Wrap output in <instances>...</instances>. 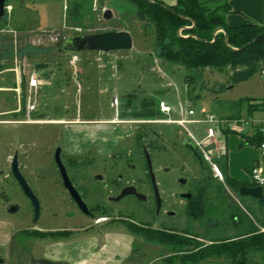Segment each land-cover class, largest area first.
I'll use <instances>...</instances> for the list:
<instances>
[{"label": "rangeland", "instance_id": "374dc122", "mask_svg": "<svg viewBox=\"0 0 264 264\" xmlns=\"http://www.w3.org/2000/svg\"><path fill=\"white\" fill-rule=\"evenodd\" d=\"M22 1L20 6V0H10L9 5L12 10L0 19L3 22L0 25V113L6 114L0 116V120H28L25 109L28 76L33 69L36 68L35 70L38 71L44 67H47L45 71L47 74H43V77L38 73V77L47 85L38 93L36 99L38 109L54 112L55 119H59L62 114L71 113L75 118L65 115L63 120L75 122L72 125L80 132L86 126L81 124L85 119L106 120L114 116L112 121H115L113 119L117 112L122 113V117L118 118L121 121L135 120L132 114L139 112L140 100L153 98L155 104L164 101L171 107L172 120L181 118L178 112L180 103L192 109L195 116L189 119L198 122L185 125V129L192 133L197 142H202L206 137L207 128V124L201 122L204 115H212L215 118L247 116L250 105H260L264 101V79L260 77V71L248 80L231 84L225 73L207 68L202 70L200 76H193L189 81H185L184 76L195 72L198 74V70L190 72L182 67L163 63L159 59L154 46L153 25L138 17L136 7L130 0ZM66 5L70 13L75 15L78 12L75 6H83L79 16L76 17L80 21L76 20L74 25L67 24ZM105 10L112 12L113 16L110 20L103 19ZM23 24L26 32L22 30ZM185 28H191V25ZM115 31L128 32L132 40V48L128 51L101 55L107 56L106 61L94 52L70 56L62 55L57 50L58 41L75 34L91 35ZM181 31L182 29L178 31L180 35ZM71 60H75V65L70 64ZM28 63L30 65H27ZM218 85H224V89L217 91ZM115 100H117L116 105ZM235 102L242 103V110L239 111L233 106ZM262 116L263 112L259 111L249 117L260 119ZM29 119L37 120L35 114H31ZM163 120V116H156L153 122L144 125L146 126L144 130L154 131L155 134L152 138L153 142L150 143L155 168L174 164V158H171L172 144L168 139L173 138V130H180L182 135H186L184 128L175 124H164ZM126 125V123L122 124V126ZM11 126L8 128H12ZM131 126L134 128L137 125L131 124ZM18 128L26 132L30 144H34L29 149H25L31 156L29 167L49 166L50 157L39 155V149L35 145L42 140V133L35 126H18ZM4 129L0 127V138L8 135V130ZM17 131L19 130L13 132L17 133ZM250 136H253V130L247 127L243 135L237 133L223 135L221 132L215 137L217 143L223 142L228 146V159L233 174L247 181H251V177L244 168L252 166L254 160H249L248 164L245 161L251 156H258L255 159L257 160L258 148L249 144L243 145L240 149L237 147L233 149V146L235 143L243 144L246 137ZM54 137L59 141L63 140L62 125L56 126ZM215 141L212 140L206 148H202L209 156V161L223 155L219 153L222 150L216 147ZM244 149L246 152L242 151ZM240 152L242 153L238 155ZM7 154V148L0 142V170L4 171V174L7 170ZM0 186L10 201L24 206L25 202L19 190L11 189L8 181L2 176ZM233 200L238 205V199L235 197ZM254 203L250 200V204ZM1 204L0 202V220L12 221L18 231L32 226L31 217L27 212L7 213L2 209ZM216 208L209 214L212 220L223 215L224 208ZM64 221H59L58 228L63 225L76 227L78 224L76 219H64ZM214 225L215 223L211 221L208 227ZM41 226L55 227L45 214L36 227ZM204 230L198 227V241H186V244H189L187 247L173 245L169 247L165 241L139 233L134 234L132 228L119 223H110L101 233H118L131 237L132 251L124 258L122 264H227L224 259L216 258L206 251L211 247V241L215 239L213 236L204 238ZM21 233L23 232L20 231L15 235L9 245L12 253L5 260L8 264L14 263V253H24L23 261L27 262L35 259L34 257L42 251L38 240L23 236ZM65 233L70 232L61 234ZM74 234L89 236L95 234V231L85 234L75 231ZM220 236L223 237L225 234Z\"/></svg>", "mask_w": 264, "mask_h": 264}, {"label": "flooded vegetation", "instance_id": "af4514ba", "mask_svg": "<svg viewBox=\"0 0 264 264\" xmlns=\"http://www.w3.org/2000/svg\"><path fill=\"white\" fill-rule=\"evenodd\" d=\"M31 114H35L37 120L31 121ZM4 115L0 113V116ZM65 115L75 118L67 113L55 119L54 112L37 107L28 115V120H0V127L8 130V135L0 138L8 151L7 170L5 174L0 170V178H5L11 189L19 190L25 204L22 207L10 201L1 186L0 202L7 213L22 211L29 214L32 226L19 230L23 236L35 240H59L74 237L75 231L98 234L110 223H119L132 228L134 234L162 239L170 247L172 242L198 241V227L206 230L211 221L215 225L218 221L230 225L234 220L239 222L240 215L247 214L250 200L264 198V191L261 199L240 196V189L255 185L251 181L240 182L229 174L226 180L221 171L219 176L214 175L213 161L203 159L201 167L183 147L184 140L189 137L182 135L180 130H173V138H168L173 149V166L155 168L150 144L155 134L144 130V125L153 119L138 120L135 117V120L124 122L118 119L122 113L117 112L115 121L85 119L81 124L86 126L80 132L72 125L75 122L63 120ZM125 123L127 125L122 126ZM131 124L137 126L132 128ZM10 125L12 128H8ZM58 125L64 128L61 141L54 137ZM18 126H35L42 133V140L35 145L39 155L50 157L49 166L29 167L31 156L25 149L34 144H30V138ZM123 129L129 133L118 137L116 134L121 135ZM16 130L19 131L14 133ZM108 132L114 134L113 139L106 138ZM56 155L77 198L64 186ZM14 156L18 172L38 205L36 220L31 201L13 176ZM124 190L129 193L119 198ZM235 197L238 205L233 200ZM220 207L224 208L223 215L212 220L211 210ZM43 214L55 227H36ZM64 219H76L78 224L58 228L59 221L65 222ZM63 232L70 233L61 234Z\"/></svg>", "mask_w": 264, "mask_h": 264}, {"label": "trees", "instance_id": "16d2710c", "mask_svg": "<svg viewBox=\"0 0 264 264\" xmlns=\"http://www.w3.org/2000/svg\"><path fill=\"white\" fill-rule=\"evenodd\" d=\"M130 1L135 5L138 17L153 25L154 46L159 59L190 72L198 70V74L184 76L185 81L200 76L202 70L208 68L225 73L228 82L236 84L264 69V24L230 26L225 23L224 14L230 11L229 0H178L172 7L157 0ZM10 3L6 0L5 6ZM79 6H75L78 9L76 15L70 13L67 6V24L74 25L76 20L80 21L76 17L83 6ZM2 23L0 21V25ZM187 25L191 28L186 29ZM180 29L181 35L178 33ZM222 89L224 85H218L217 91ZM158 103L155 104L153 98L141 99L139 112L134 116L142 119L162 116ZM233 106L239 111L242 109V103L235 102ZM250 106L252 110H249ZM250 106L249 116L253 109L261 110L260 105ZM261 140L259 135L254 134L246 137L241 146L249 144L257 147ZM227 162L226 155L214 159V164L226 180ZM254 202L247 208V214L237 217L239 222L234 220L230 225L218 221L205 230L204 238L213 236L215 239L206 249L208 253L224 259L227 264H264V198ZM223 234L225 236H220ZM172 244L176 247L189 246L186 242Z\"/></svg>", "mask_w": 264, "mask_h": 264}, {"label": "crops", "instance_id": "0c3cea01", "mask_svg": "<svg viewBox=\"0 0 264 264\" xmlns=\"http://www.w3.org/2000/svg\"><path fill=\"white\" fill-rule=\"evenodd\" d=\"M157 1L162 2L166 6L172 7L176 5L178 0H157ZM22 2L23 1L20 0L19 2L20 6L22 5ZM229 6H230V11L224 14L225 23H227L228 25L240 26V25L247 24V23L258 24V25L264 24V0H229ZM9 7L11 11L12 7L10 5ZM22 30H24L25 32L27 31L24 24L22 25ZM72 30L74 29L72 28ZM115 32H119V31H115ZM86 53H89V52H86ZM61 54L67 55L63 53ZM96 54H99L100 56L106 55L102 53H96ZM107 55H110V53ZM101 57L104 58L106 61L107 56H101ZM32 64L33 63H31V65ZM27 65H30V63H28ZM35 69L30 71L31 73L29 75L36 76L41 84L40 88L37 91V95L35 97V101H36L38 97V93L40 92V89L47 85L45 81H43L42 79L38 77V73L42 75L43 74L46 75L47 72L45 71H47V67L40 68V70L38 71H36ZM36 107H37V103H36ZM249 110H252L251 106ZM259 111L253 109L252 113L259 112ZM113 117L114 116L110 117V119L107 118L106 120H112ZM163 118H164L163 120L164 124H174V123L166 122L167 118L165 116H163ZM169 119L172 120L170 117ZM187 119L189 118L187 117ZM176 120H179V119H176ZM126 131H127L126 129H123L122 131L123 133L121 135L119 134H116V135L118 137H123L129 133ZM222 134L224 135L225 133L223 132ZM113 135L111 134V132H108V134L106 135V138L111 137L113 139L114 138ZM186 135H187V131H186ZM79 137L81 138V134L79 135ZM213 141H215V138L213 139ZM215 144L218 149L222 150V152L220 151L219 153H223V155H226L228 158V146L224 144L223 142L217 143L215 141ZM235 147H237V149H240V147L242 146L240 143L239 144L235 143L233 146V149H235ZM242 151L246 152V149ZM241 153L242 152H240L238 155H240ZM257 157L258 156L248 157L245 161L246 164H248L249 160L251 159L254 160L255 162L256 161L255 159ZM229 161L230 160L228 159L227 168H228V174L230 175V177L240 182H243L245 184L250 183V181L239 178L235 174H233L232 172L233 170H231ZM250 167L251 166L244 168V170L247 172V174H249V176H250V172H249ZM19 232L20 231L16 229V226L12 223V221L0 220V259L4 261V264H8L6 263L5 260H7V258L12 253L10 252L9 245L12 242L14 236L18 235ZM37 242L39 244V247L42 246L40 249L42 251L40 254H38V256L34 258L35 259H45L51 264H122L123 263L122 261L124 260V258L128 257L127 255L132 251L131 237L125 236L123 234H118V233H111V234L110 233H98V234H91L89 236H79L78 235V236H74V237H70L66 239L38 240ZM24 257H25L24 253L22 254L14 253L15 261L13 264H30V261H27V262L23 261V259H25ZM128 264H138V263H128Z\"/></svg>", "mask_w": 264, "mask_h": 264}, {"label": "built area", "instance_id": "2783aa9c", "mask_svg": "<svg viewBox=\"0 0 264 264\" xmlns=\"http://www.w3.org/2000/svg\"><path fill=\"white\" fill-rule=\"evenodd\" d=\"M5 12H10V7L5 6ZM71 65H75V60L70 61ZM260 77L264 79V69L260 71ZM40 81L34 75L28 76V96L25 102V108L27 112V117L36 109L35 97L37 91L40 88ZM117 100H115V105ZM263 116L260 119H252L247 116H240L239 118H215L212 115H204L201 122L207 124L206 137L202 142H197L195 137L188 130L185 129V125L191 122H198L194 119H187V117L195 116V112L187 107L179 104L178 112L181 115L179 120H170L169 117L172 113V109L164 101L158 103V110L160 113L167 118L166 122L174 123L187 131L188 137L193 141L198 151L200 152L203 159L207 162L209 161V156L203 152L202 148H206L208 144L215 138L218 133H237L243 135L247 127H251L253 130V135L257 134L261 137L260 143L257 145L259 151V158L252 164L250 168L251 182L255 187H261L264 191V101L260 104ZM211 170L214 175L219 176V169L215 167L214 164L211 165Z\"/></svg>", "mask_w": 264, "mask_h": 264}, {"label": "water", "instance_id": "95a60500", "mask_svg": "<svg viewBox=\"0 0 264 264\" xmlns=\"http://www.w3.org/2000/svg\"><path fill=\"white\" fill-rule=\"evenodd\" d=\"M5 3L6 0H0V19H2L5 15ZM103 19L110 20L112 18V13L110 10H105L103 12ZM218 30L215 31V33ZM214 33V34H215ZM227 41V39H226ZM57 48L60 53L67 54V55H77L86 52H96L102 54H109L111 52L116 51H128L132 48V40L128 32L126 31H119V32H105V33H98V34H91V35H75L67 37L57 43ZM183 147L189 151L197 160L198 164L202 167L203 166V158L200 152L197 150V147L193 143L190 138H187L183 142ZM148 159V157H147ZM56 162L59 164L62 180L64 182L65 188L74 196L75 192L73 191L72 187L70 186L66 174L60 164L59 158L56 155ZM149 163V159H148ZM11 170L13 173L14 178L19 183L20 187L22 188L24 194L27 198L31 201L34 211H35V220L37 218L38 212V205L36 203L35 198L31 195L30 190L26 186L23 178L21 177L20 173L18 172L17 168V159L14 156L13 162L11 164ZM129 191L124 190L119 198L124 197L127 195ZM240 196L250 197L252 199H261L262 198V188L261 187H254V188H242L239 192ZM77 198V196H76ZM0 264H4V261L0 259ZM30 264H51L45 259H31Z\"/></svg>", "mask_w": 264, "mask_h": 264}]
</instances>
